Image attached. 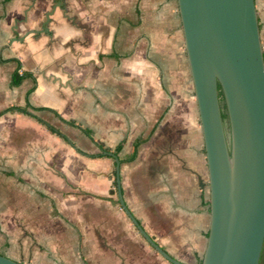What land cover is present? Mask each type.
Listing matches in <instances>:
<instances>
[{
  "label": "crops",
  "instance_id": "0c3cea01",
  "mask_svg": "<svg viewBox=\"0 0 264 264\" xmlns=\"http://www.w3.org/2000/svg\"><path fill=\"white\" fill-rule=\"evenodd\" d=\"M169 1L0 0V175L15 185L0 186V254L22 264H173L126 214L115 160L97 142L113 153L123 144V200L148 236L179 263L203 259L208 166L178 3ZM255 4L264 49V0ZM18 62L34 79L15 87ZM27 103L45 108L28 112L67 141L6 111Z\"/></svg>",
  "mask_w": 264,
  "mask_h": 264
},
{
  "label": "water",
  "instance_id": "95a60500",
  "mask_svg": "<svg viewBox=\"0 0 264 264\" xmlns=\"http://www.w3.org/2000/svg\"><path fill=\"white\" fill-rule=\"evenodd\" d=\"M194 86L210 189V228L202 264H259L264 245V49L255 0H177ZM46 14L43 30L48 31ZM36 32V31H33ZM229 118L227 134L218 87ZM142 236L167 260L126 207ZM0 264H22L0 254Z\"/></svg>",
  "mask_w": 264,
  "mask_h": 264
},
{
  "label": "trees",
  "instance_id": "16d2710c",
  "mask_svg": "<svg viewBox=\"0 0 264 264\" xmlns=\"http://www.w3.org/2000/svg\"><path fill=\"white\" fill-rule=\"evenodd\" d=\"M21 69V64L20 62H18V69L13 73L12 78H11V85L12 86H19L25 79L27 78H33L32 74L28 73V72H19ZM34 79V78H33ZM35 81V80H34ZM36 86V83H35ZM34 89V88H33ZM32 89V90H33ZM218 94H219V101H220V105H221V111H222V118H223V122H224V127L226 132L229 131V118H228V112H227V107H226V103H225V98H224V94H223V90L221 88V86L219 85L218 87ZM28 108H31L33 111H44L45 108H33L29 105V103H27V107L23 108V107H19V106H14L9 108L8 110H6L7 112H12V113H22V114H27L30 115V112H28ZM4 112H1L0 115H2ZM34 117V116H32ZM36 118L40 123H42L43 125L46 126V128L52 132L53 134H56L57 136L61 137L62 139L67 141V138L65 135H63L58 129H56L55 127L51 126L50 124H47L45 122H43L42 120ZM67 124L71 125V126H76V124L74 122H66ZM84 132L86 133V135H88L92 141H94L93 139V134L91 131L89 130H84ZM145 141V139L139 138L135 141L134 143V149L133 152L131 153L130 157L126 160L128 162L133 161L134 159H136L137 157V153H138V148L139 146ZM100 149L101 151H111V149L109 148H104L103 146H101L100 144H98L97 142H94ZM123 148V144L118 145L114 152L118 155L120 153V151ZM103 156V155H102ZM101 156V157H102ZM207 205H210V200L206 202ZM264 262V245H263V249H262V254H261V258H260V263L259 264H263ZM199 264H202V260L199 262Z\"/></svg>",
  "mask_w": 264,
  "mask_h": 264
},
{
  "label": "rangeland",
  "instance_id": "374dc122",
  "mask_svg": "<svg viewBox=\"0 0 264 264\" xmlns=\"http://www.w3.org/2000/svg\"><path fill=\"white\" fill-rule=\"evenodd\" d=\"M169 1V0H168ZM169 2H171L172 4H173V6H174V4H175V0H171V1H169ZM140 19L141 18H143V20H142V22L144 21V19H145V16H144V14H140ZM145 22H147V21H145ZM166 23L169 25V21H166ZM179 26H180V18H179ZM142 32H143V29H141V31H140V34H142ZM180 34H181V31H180ZM182 35V34H181ZM182 38V37H181ZM145 50V49H144ZM188 61V60H187ZM187 72H188V79H189V82H191L192 83V80H191V75H190V68H189V64H188V62H187ZM229 133V131H227V134ZM2 162L0 161V168H2ZM1 170V169H0ZM6 182H9V179L8 178H5L4 176H2V175H0V186L2 187V185L4 184V187H6V189L7 190H11V189H14L15 188V185L13 186V185H8V183H6ZM17 189V188H16ZM2 228V220H0V230H2L1 229ZM6 244H8L9 245V243L8 242H6ZM11 244V243H10ZM0 245H2V246H5V238H4V236L2 235V231H0ZM263 264H264V262H263Z\"/></svg>",
  "mask_w": 264,
  "mask_h": 264
}]
</instances>
